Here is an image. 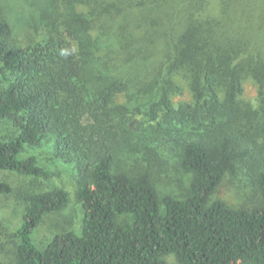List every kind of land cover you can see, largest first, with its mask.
Returning a JSON list of instances; mask_svg holds the SVG:
<instances>
[{"label":"trees","instance_id":"obj_1","mask_svg":"<svg viewBox=\"0 0 264 264\" xmlns=\"http://www.w3.org/2000/svg\"><path fill=\"white\" fill-rule=\"evenodd\" d=\"M44 159L82 221L37 247L72 192L24 190L14 264H264V0H0V172L51 178Z\"/></svg>","mask_w":264,"mask_h":264},{"label":"rangeland","instance_id":"obj_2","mask_svg":"<svg viewBox=\"0 0 264 264\" xmlns=\"http://www.w3.org/2000/svg\"><path fill=\"white\" fill-rule=\"evenodd\" d=\"M5 2V3H4ZM1 2L3 6H7L8 2ZM12 20L17 24L16 30L18 35L23 38L28 31L34 29L27 25L23 19L21 12L12 13ZM257 95L256 87L252 83L245 84L244 98L247 100H254ZM179 99H189V95L179 97ZM45 158V155H44ZM45 160V159H44ZM52 166L53 174L51 178H34L20 176L16 173L0 172V180L7 179L13 187L10 194H0V264H14L15 258V243L17 238L15 232L21 224L24 215V201L21 195L25 193L29 187L36 185L53 184L64 185L71 190L72 202L61 212H51L44 216L40 225L34 230L32 236L35 245L39 248H44L52 237L64 232L68 229H74L79 226L82 221L81 206L75 201L73 193V173L75 172L71 167H67L63 162L49 163ZM170 173V172H169ZM170 175H176L173 171ZM169 176V175H168ZM168 176H164L161 180L165 179L160 184L162 194L175 195L179 191L178 179L167 181ZM240 181L238 178L232 179L230 176L226 177L224 183L218 189L216 195L224 199L229 205L237 206L243 202V198L239 195L237 188H240ZM22 193V194H21ZM169 264H178L174 256H168Z\"/></svg>","mask_w":264,"mask_h":264}]
</instances>
